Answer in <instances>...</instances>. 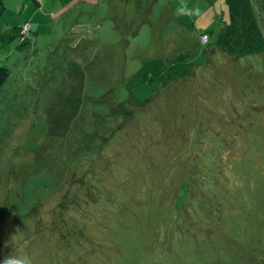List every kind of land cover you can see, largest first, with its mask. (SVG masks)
Returning <instances> with one entry per match:
<instances>
[{"label": "rangeland", "instance_id": "obj_1", "mask_svg": "<svg viewBox=\"0 0 264 264\" xmlns=\"http://www.w3.org/2000/svg\"><path fill=\"white\" fill-rule=\"evenodd\" d=\"M97 2L0 0V264H264V53L217 49L225 0Z\"/></svg>", "mask_w": 264, "mask_h": 264}, {"label": "trees", "instance_id": "obj_2", "mask_svg": "<svg viewBox=\"0 0 264 264\" xmlns=\"http://www.w3.org/2000/svg\"><path fill=\"white\" fill-rule=\"evenodd\" d=\"M225 3L229 11V20L222 26L221 30L219 31L216 40L217 49L234 58L253 56L264 53V33L262 31V27L258 19L257 10L254 6L253 0H225ZM14 29L15 31L13 36H19L21 44H26V36L31 30L30 23H25L23 27H14ZM203 33L204 34H202V36H207V43H209V35L207 34L208 32L204 31ZM9 78L10 71L5 67H0V91L6 85ZM113 109L114 108H112L111 110L112 112ZM117 110H119V108H117ZM190 162L192 163V160L189 157L183 164L185 168L187 167V169L186 171L184 170L181 174L179 179L180 184L174 191L170 190L172 184L169 183V181H166V184H164L163 187L159 186V189L163 190V197L167 198V200L171 203L176 202L181 198L178 193H184L186 191L187 194L190 189H192V187L186 185L188 181H192L195 179V173L193 174L194 164L192 165L190 164ZM178 165L182 166V164L180 163H178ZM188 172L190 174H188ZM197 189L199 190V188ZM134 199L136 200V202H134L138 206H143L145 204V198L141 199L136 197ZM187 201L188 200H186L185 204L181 203L179 210H167L166 212H170L171 215H175V218H179L183 215L186 220L189 219L190 221H193V218L194 221H197V218H200L201 216L208 217V220L212 221V212H210V209L206 207V204L212 201L201 198V201H198L196 205H189V201ZM219 229L223 228L220 227ZM218 233H223L221 236L228 235L227 233L222 232V230H218ZM195 237L196 235L190 237L189 239L194 240ZM150 251L154 250L151 249ZM176 263L180 264L177 260L172 261L171 264Z\"/></svg>", "mask_w": 264, "mask_h": 264}, {"label": "crops", "instance_id": "obj_3", "mask_svg": "<svg viewBox=\"0 0 264 264\" xmlns=\"http://www.w3.org/2000/svg\"><path fill=\"white\" fill-rule=\"evenodd\" d=\"M35 1H36V5H37L36 8L37 9H39V8L45 9L47 7H55V2H57V0H35ZM58 1L62 2V4H64V5L61 9L57 10V15L69 13L71 10H74L76 7H78V8L80 7L81 11L84 12V17H85L86 21L90 20V18H91V9H89V6L99 5L97 0H67L68 2H65V0H58ZM53 11H56V10H52V12ZM23 15L25 16V14H23ZM27 18L28 17H24L22 19V21H26ZM203 27H204V24H203ZM206 29H208V28L206 27Z\"/></svg>", "mask_w": 264, "mask_h": 264}, {"label": "clouds", "instance_id": "obj_4", "mask_svg": "<svg viewBox=\"0 0 264 264\" xmlns=\"http://www.w3.org/2000/svg\"><path fill=\"white\" fill-rule=\"evenodd\" d=\"M2 264H30V261L27 257H17L9 255L4 258Z\"/></svg>", "mask_w": 264, "mask_h": 264}, {"label": "built area", "instance_id": "obj_5", "mask_svg": "<svg viewBox=\"0 0 264 264\" xmlns=\"http://www.w3.org/2000/svg\"><path fill=\"white\" fill-rule=\"evenodd\" d=\"M201 40L203 43H207L208 42V37L207 36H202Z\"/></svg>", "mask_w": 264, "mask_h": 264}]
</instances>
